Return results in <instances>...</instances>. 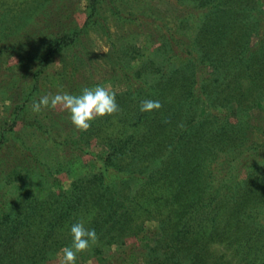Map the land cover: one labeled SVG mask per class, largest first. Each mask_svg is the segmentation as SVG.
Here are the masks:
<instances>
[{
	"label": "trees",
	"instance_id": "16d2710c",
	"mask_svg": "<svg viewBox=\"0 0 264 264\" xmlns=\"http://www.w3.org/2000/svg\"><path fill=\"white\" fill-rule=\"evenodd\" d=\"M117 1L86 0L83 27L103 26L97 14L101 3L120 18ZM174 4L197 18L194 38L182 48L185 61L167 72L155 66L154 79L139 77L120 97L117 115L124 128L105 141L97 172L81 187L79 178L72 180L66 192L51 191L54 171L42 160L48 163L63 152L79 156L82 140L64 128L62 114L47 108L35 113L28 104L37 100L38 80L47 65L63 49L74 48L82 29L62 25L70 17L65 5L56 14V27L44 26L46 43L33 48L28 44L32 35L25 31L17 33L12 46L0 48V60L5 49L16 58L0 77V90L10 102L4 110L9 124L0 122V264H42L54 243L65 244L56 241L55 235L64 234L59 230L80 220L104 243L121 247L133 230V217L148 215L152 206L162 215L156 222L164 244L156 246L161 250L148 248L150 264H223L209 263L212 243L227 246L245 264H264V226L253 213L264 202V121L250 114L264 104L259 0ZM175 18L180 26L182 20ZM40 29L36 35L43 33ZM166 34L162 47L174 55L180 41L176 32ZM79 52L68 58L74 71L64 75L65 92L78 85L72 79ZM12 78L16 83H5ZM143 100H157L162 107L141 112ZM107 178L111 182L105 184ZM14 181L23 187L15 203L3 192Z\"/></svg>",
	"mask_w": 264,
	"mask_h": 264
},
{
	"label": "rangeland",
	"instance_id": "374dc122",
	"mask_svg": "<svg viewBox=\"0 0 264 264\" xmlns=\"http://www.w3.org/2000/svg\"><path fill=\"white\" fill-rule=\"evenodd\" d=\"M175 1L118 0L117 5L121 11L120 18L109 13L104 1L97 9L103 26L83 27L87 12L86 0H0V48L3 45L12 46L20 37V34L17 33L25 31L26 35H32L28 44L33 48L36 44L46 43L47 36L44 33V26L46 23H50L56 27L57 24H54L55 19L57 20L56 14L62 13L66 5L67 9H70V17L67 20H62V25H65L67 29L76 26L82 29V34L74 48L63 49L47 65L44 76H40L38 80L39 89L36 93L38 96L36 101L46 94L69 93L77 95L84 87L102 85L111 86V89L116 93V103L119 105L120 97L126 91L133 89L134 83L139 80V77L140 80L141 76L145 77L148 81L155 78V66L160 67L163 72H167L185 61L187 53L182 48L188 47L192 42L197 18L180 12L182 7L174 4ZM259 7L263 12L262 24H264V0H259ZM45 13L47 16L43 17ZM175 15L179 20H182L180 26L175 21ZM38 28H41L43 33L36 35ZM173 31L176 32L180 43L176 49L174 48L178 53L171 55L170 49L162 46L168 40L166 33ZM5 51L7 53L2 57L4 60H0V77L1 72L5 74L6 68L14 65L16 61L8 49ZM74 51H80V58L76 61L78 71L74 72L72 79L76 80L78 85L74 87L75 89L72 88L71 91L65 92L61 87L64 75L67 73V77L70 70L74 71L71 66L69 67L68 59ZM89 64L93 66V71L88 66ZM5 83L11 85L16 82L12 78L11 83L9 80H5ZM5 94L4 89L0 90V122L6 127L9 121L4 110L10 106V102ZM32 100L34 99L32 98ZM28 110H32L31 101L28 104ZM46 110L62 114L64 128L75 130L78 133L76 139L82 140L81 146H84L83 153L79 156L63 152L59 157L51 158L52 161L49 160L48 163L47 160H42L46 164L44 167L51 166V170L54 171L50 176L51 191L66 192L70 188L72 180L76 178L80 179L79 186L81 187L82 180L97 172L100 162L106 154L105 141L110 137L118 136L125 125L118 120L120 116L116 113L111 116L98 117L91 122V127L87 131H78L72 124L68 111L62 110L60 107L55 109L49 107ZM250 114L253 117L261 116L264 121V104L262 109L251 110ZM19 129L18 124L15 130ZM64 132L63 136H67ZM5 135L7 136V134ZM107 179L105 184L110 183L111 179L117 182L114 177ZM41 181L38 185L44 187L45 184L42 185ZM20 189H23L21 184L14 181L8 184L3 192L7 193L8 200L15 203L20 196H18ZM150 208L152 209L148 215L142 214L133 217L134 222L131 223L133 230L122 238L121 247H117V244H106L103 238L98 239V242L87 251L77 253L76 264H150L146 254L148 248H156L157 245L162 247L164 244L163 239H160L161 235L157 234L158 223L156 222V219L161 218L162 215L152 211L153 206ZM253 213L259 224L264 226V202L257 206ZM63 226H65L64 223ZM134 230L137 231L136 237H134ZM59 232L64 234L55 235L56 241L61 238L66 245L54 243L53 247L47 251V257L42 264H61V249L71 245L72 236L69 228L59 230ZM156 249L161 250L160 248ZM208 252L209 263L221 261L223 264H245L232 253L230 248L223 244H210Z\"/></svg>",
	"mask_w": 264,
	"mask_h": 264
},
{
	"label": "clouds",
	"instance_id": "9594fccd",
	"mask_svg": "<svg viewBox=\"0 0 264 264\" xmlns=\"http://www.w3.org/2000/svg\"><path fill=\"white\" fill-rule=\"evenodd\" d=\"M49 107L53 109L60 107L68 111L71 122L78 131H87L91 127V122L98 117L111 116L120 111L116 103V93L111 86L102 85L84 87L77 95L46 94L32 103V111L35 113ZM161 107V103L157 100H143L140 111L149 112ZM70 234L72 243L61 249V264H76L77 253L87 251L99 239L95 229L87 228L83 220L71 225Z\"/></svg>",
	"mask_w": 264,
	"mask_h": 264
}]
</instances>
